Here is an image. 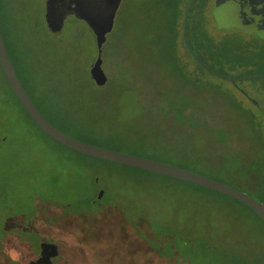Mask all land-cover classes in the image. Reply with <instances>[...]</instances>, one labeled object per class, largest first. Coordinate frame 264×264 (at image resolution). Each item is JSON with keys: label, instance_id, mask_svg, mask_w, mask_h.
Instances as JSON below:
<instances>
[{"label": "rangeland", "instance_id": "obj_1", "mask_svg": "<svg viewBox=\"0 0 264 264\" xmlns=\"http://www.w3.org/2000/svg\"><path fill=\"white\" fill-rule=\"evenodd\" d=\"M44 2L0 0V26L50 120L71 135L116 132L100 144L130 153L168 140L181 149L172 161L264 202V39L218 27L213 0H121L102 48L108 80L98 86L89 75L91 28L69 14L53 35ZM187 13L186 40L204 70L184 49ZM177 52L186 57L178 70L167 57ZM0 171L8 176L0 264H27L42 240L58 246L53 264H175L154 252L170 243L199 263L264 264V223L248 206L65 148L29 117L1 66Z\"/></svg>", "mask_w": 264, "mask_h": 264}, {"label": "water", "instance_id": "obj_2", "mask_svg": "<svg viewBox=\"0 0 264 264\" xmlns=\"http://www.w3.org/2000/svg\"><path fill=\"white\" fill-rule=\"evenodd\" d=\"M223 1L227 5L226 11L231 17H228L225 10H222L221 7L218 6L219 0H216L213 7V14L217 21V26L236 25L248 32L251 31L252 28L250 24L245 21L247 10L254 6L264 5V0ZM120 2L121 0H45L44 2L45 23L48 30L53 35L59 36L61 34L64 20L69 14H73L77 18L85 20L91 28L95 36L97 53L89 67V75L98 86L104 85L108 80V74L102 67V48L107 39V33L113 28L115 15ZM220 4V6L223 7L221 0ZM237 14L239 16L234 17ZM185 21L186 14L183 35L187 43ZM0 66L11 89L29 116L49 137L58 143L90 157L152 171L226 194L249 206L264 221V203L237 187L170 162L84 141L55 126L42 114L23 86L8 54L1 26ZM227 78L233 80L232 78ZM102 193L103 190L101 189L97 198H100ZM39 251V256L29 260L27 264H53L52 258L58 254V246L55 242L42 240L39 242Z\"/></svg>", "mask_w": 264, "mask_h": 264}, {"label": "trees", "instance_id": "obj_3", "mask_svg": "<svg viewBox=\"0 0 264 264\" xmlns=\"http://www.w3.org/2000/svg\"><path fill=\"white\" fill-rule=\"evenodd\" d=\"M2 30V29H1ZM2 34H3V32H2ZM3 38L5 39V37H4V34H3ZM5 43H6V39H5ZM177 46H178V43H177ZM6 47H7V51H8V54H9V56H10V58H11V61H12V63H13V65H14V68H15V70H16V72H17V74H18V76H19V78H20V80H21V82H22V84H23V86L25 87V89H26V91L28 92V94H29V96L30 95H32L33 96V94H35L36 95V93H35V89H36V87H35V84H34V82L32 81V77H31V74L29 73V71H28V68H27V66H26V63H25V60H24V58H23V55H22V53L14 46V44H13V42H10V43H6ZM179 48V47H178ZM188 52V51H187ZM169 59H173V62H174V67L178 70L179 68H181V67H184L183 66V64L181 63V54H180V52H177V53H172V55H170V53H169V56H167ZM179 59V60H178ZM184 65L186 66V63L184 62ZM202 69H203V67L200 65V64H198ZM173 67V68H174ZM204 70V69H203ZM3 72V71H2ZM180 73H182V72H180ZM3 75H4V73H3ZM4 77H5V75H4ZM5 80H6V82L8 83V81H7V79H6V77H5ZM8 85H9V83H8ZM9 87H10V85H9ZM10 89H11V87H10ZM11 91H12V93L14 94V96L16 97V99L18 100V98H17V96L15 95V93L13 92V90L11 89ZM37 96V95H36ZM18 102L20 103V101L18 100ZM21 104V103H20ZM36 105V104H35ZM21 106H22V104H21ZM23 107V106H22ZM37 107H39L38 106V104H37ZM23 109H24V107H23ZM41 112H42V114L49 120V121H51L55 126H57L58 128H60L61 130H63L61 127H59L57 124H55L52 120H50L45 114H44V112L41 110V108L39 107L38 108ZM25 110V109H24ZM26 111V110H25ZM27 113V112H26ZM28 114V113H27ZM29 115V114H28ZM30 117V116H29ZM31 118V117H30ZM32 119V118H31ZM33 120V119H32ZM40 128V127H39ZM41 129V128H40ZM42 130V129H41ZM43 131V130H42ZM63 131H65V130H63ZM44 132V131H43ZM66 132V131H65ZM45 133V132H44ZM66 133H68V132H66ZM108 133V134H107ZM111 133H116V132H111V131H109V132H106L105 134H100V133H95V132H93V131H91L90 129H88V130H86V131H84V132H82V133H80V136H77V135H73V136H75V137H78V138H80V139H82V140H84V141H87V142H90V143H93V144H97V145H101V146H105V145H103V144H100V142L101 141H104V140H106L107 138H109L110 137V135H111ZM69 134V133H68ZM107 134V135H106ZM113 134V135H114ZM45 135H47L46 133H45ZM71 135V134H70ZM79 135V134H78ZM48 136V135H47ZM49 137V136H48ZM51 138V137H50ZM135 138H137V139H139V137L136 135L135 136ZM52 139V138H51ZM54 140V139H53ZM60 145H62V144H60ZM62 146H64V145H62ZM160 146V148H158V149H139L141 152H132V153H134V154H138V155H142V156H147V157H150V158H154V159H158V160H162V161H166V162H170V163H173V164H176V165H179V166H181L180 164H178V163H176V162H174V161H172L171 159H182V156H180L181 155V149L179 148L178 150H175V149H173V150H171V143H169V141L167 140V141H165V140H163V143L161 144V145H159ZM65 147V146H64ZM106 147V146H105ZM65 148H67V147H65ZM67 149H69V148H67ZM72 150V149H71ZM74 151V150H73ZM180 151V153H178V154H175V153H177V152H179ZM76 152V151H75ZM77 153H79V152H77ZM183 167V166H182ZM201 169H203L202 167H200ZM204 169H206V170H208V168L206 167V168H204ZM195 170V169H194ZM195 171H197V172H200V173H203V172H201V171H198V170H195ZM203 174H206V173H203ZM160 175H162V174H160ZM206 175H208V176H210L209 174H206ZM162 176H165V175H162ZM7 174L4 172V171H0V191L1 190H3L4 188H6V186H5V184H6V181H7ZM165 177H168V176H165ZM168 178H170V177H168ZM181 181H183V180H181ZM184 182H186V181H184ZM188 183H190V182H188ZM190 184H193V183H190ZM196 185V184H195ZM199 186V185H198ZM201 187H203V186H201ZM205 188V187H204ZM206 189H208V188H206ZM214 191V190H213ZM215 192H217V191H215ZM220 193V192H219ZM223 194V193H222ZM4 195V194H3ZM226 195V194H225ZM5 196V195H4ZM4 196H3V198H4ZM228 196V195H227ZM230 197V196H229ZM233 198V197H232ZM237 200V199H236ZM239 201V200H238ZM239 202H241V201H239ZM243 203V202H242ZM264 203V202H263ZM10 203H8V205H9ZM244 204V203H243ZM244 205H246V204H244ZM247 206V205H246ZM32 207V211L34 212V215H36V207H37V205H32L31 206ZM249 207V206H248ZM0 208H2V207H0ZM250 208V207H249ZM251 209V208H250ZM252 210V209H251ZM253 211V210H252ZM259 218H260V216L255 212V211H253ZM0 214L2 215L3 214V212L1 211V209H0ZM0 215V216H1ZM1 218H2V216H1ZM3 218H4V216H3ZM34 219H35V216H34ZM261 219V218H260ZM5 220V219H4ZM261 221L264 223V221L261 219ZM2 226H3V221L2 222H0V231H2L3 230V228H2ZM21 228V229H20ZM35 229H36V232L38 233V236L40 237L41 235H40V230H39V228H38V226H35L34 227ZM19 229L22 231V227H20L19 226ZM19 229H18V231H19ZM21 231L19 232V238H20V241H21V243L23 244V242L25 243L26 242V239H24L23 238V234L21 233ZM25 240V241H24ZM36 245H37V240H36V242H35V244H32V243H28V246L29 247H31V249H32V247H36ZM183 247V246H182ZM28 248V247H27ZM183 249L185 250V251H188V247H186V246H184L183 247ZM154 252H156V256H158L159 258H162V259H168V260H173L174 261V263L175 264H209V263H206V262H203V263H199L198 262V260L196 259V257H194L193 256V254H191V253H188V252H183V253H178L177 252V249H176V247L173 245V244H171L170 243V245H167V246H165V247H163V246H159L158 247V249L157 250H155ZM13 263V262H12ZM20 264H22L21 262H19ZM6 264H9L8 263V261H7V263Z\"/></svg>", "mask_w": 264, "mask_h": 264}, {"label": "flooded vegetation", "instance_id": "obj_4", "mask_svg": "<svg viewBox=\"0 0 264 264\" xmlns=\"http://www.w3.org/2000/svg\"><path fill=\"white\" fill-rule=\"evenodd\" d=\"M215 1L216 0H213V5H212V7H214V5H215ZM221 2H222V5H223V7L222 6H220L221 4H220V0H219V4H218V6L219 7H221V9L222 10H225V12H226V14L228 15V17H231L230 15H229V13L226 11V7H227V5L224 3V1L223 0H221ZM228 11H230V10H228ZM211 13H213V8H212V12ZM239 15L237 14V15H235L234 17H238ZM186 17H188V13L186 14ZM213 18H214V20H215V22H216V25H217V21H216V19H215V17H214V14H213ZM245 18H246V22L247 23H249L250 24V26H251V28H252V30L251 31H246V33H255L257 36H259V37H261L262 39H264V5H259V6H254L253 8H250V9H248L247 10V15L245 16ZM186 22H185V29H186ZM221 28H228V27H238V28H240V29H242L243 31H245L242 27H240V26H236V25H230V26H220ZM186 31V30H185ZM184 40V39H183ZM4 42H5V39H4ZM7 43V42H6ZM6 43H5V45H6ZM179 43V42H178ZM186 43V42H185ZM184 49H185V51L187 52L188 51V53L187 54H189L190 56H192L193 57V59L197 62V64H200L202 67H205L204 65H202L200 62V57L199 56H197V55H195L193 52H192V50H191V48H190V46H189V44H188V42L185 44V47H184ZM186 54V53H185ZM181 57H183V58H186V57H184L183 55H181ZM237 76V75H236ZM236 76H234V77H236ZM30 98L32 99V101L36 104V106H37V102L35 101V99H34V97L32 96V95H30ZM39 108V107H38ZM99 198H96V200H98ZM39 254H40V251L38 252V254H37V256L36 257H33V259H35V258H37L38 256H39ZM58 255V254H57ZM56 255V256H57ZM35 256V255H34ZM55 256V257H56ZM55 257H53L52 259H54ZM32 260V259H31Z\"/></svg>", "mask_w": 264, "mask_h": 264}]
</instances>
